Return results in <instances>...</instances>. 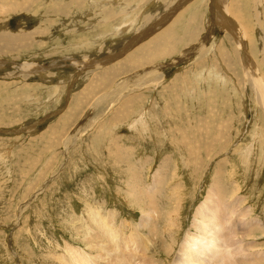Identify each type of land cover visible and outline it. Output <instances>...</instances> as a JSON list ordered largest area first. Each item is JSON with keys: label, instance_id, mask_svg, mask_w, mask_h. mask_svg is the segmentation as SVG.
Here are the masks:
<instances>
[{"label": "rangeland", "instance_id": "obj_1", "mask_svg": "<svg viewBox=\"0 0 264 264\" xmlns=\"http://www.w3.org/2000/svg\"><path fill=\"white\" fill-rule=\"evenodd\" d=\"M183 1L0 0V264H71L89 208L117 227L154 216L159 264L189 242L202 258L222 249L264 264V101L244 48L210 24L215 0ZM229 14L250 29L245 51L264 77V0H235ZM152 40L149 64L129 63ZM217 185L238 201L226 249L193 227L219 232L208 225ZM201 203L212 208L198 218Z\"/></svg>", "mask_w": 264, "mask_h": 264}, {"label": "bare ground", "instance_id": "obj_2", "mask_svg": "<svg viewBox=\"0 0 264 264\" xmlns=\"http://www.w3.org/2000/svg\"><path fill=\"white\" fill-rule=\"evenodd\" d=\"M184 1H186V0H184ZM232 3H234V4H232L230 7V5L228 4V2L226 0H215V5H214L215 9L212 8L213 11H211V12H213V13H212V17H210L211 18L210 24H211V26L214 24L212 26L214 29H216L215 25H217L218 27H221L222 29L228 30L230 32V35H232L233 38L236 40L237 46L244 48L243 49L244 55L242 56L243 57L242 63H243L245 76L247 77L250 75L249 77L253 81L257 91L259 92L258 93L259 98L261 99V102L263 103V101H264V90H263L264 77L259 75V73H258L259 71L257 72V68H256L254 62L250 59L249 55L245 51V48L247 49V47H248V46L246 47V42L248 40H250L249 39L250 36L248 34H251L250 33L251 31L245 24H243V23L238 24L236 22V20H234L230 16L229 13H230V10L231 9L233 10V8L235 6V0H233ZM180 8H181V5L178 4L176 7H173V9L171 10V13H168L165 16V18H163L160 22L158 20V23L156 25H154V27H152L153 25H150L152 28L149 29V31L146 33L145 37H147L148 35H154V34L150 33V31L155 30V28H157V27L161 28L162 27L161 25L163 24V22L166 23L168 20H170V18L175 16L177 13V10ZM233 15H235V17H236V13H233ZM233 21H235V22H233ZM150 24H151V22H150ZM213 28L210 27L211 30H213ZM123 31H125V30H123ZM154 33H156V32H154ZM213 33L214 32H212V31L209 33V38H206V41H209L213 37ZM2 35H3V33H2ZM141 35H145V33L141 34ZM141 35H140V37H141ZM174 36H175V34H171V38H173ZM139 39H141V38H139ZM6 41L9 42L10 44H12L13 41H15V40L13 38H11V40L7 39ZM153 41L154 40L150 41V43L147 42L148 44L139 53L135 54V55H139V57L138 58L134 57L131 61H129V63L136 60L135 63L137 64V66H140V67H144V65L149 64L150 57L147 53L151 50ZM174 42H172L170 45L171 49H172V46L175 45ZM136 43L137 42H133V44H136ZM176 46L174 48H176ZM131 47H127L124 49L128 50ZM162 50H168L169 51L170 48L167 47V49L163 48ZM196 51H199L198 48H196V50H194L192 52L186 51L184 54L180 55L179 60L183 61L184 59L192 58L194 56V55H192V53L196 52ZM224 63H226V65H231L230 62H224ZM169 65H171V63ZM123 67H125V66H123ZM164 67L165 66H163L162 64L151 65V66H148V68L145 69L144 71H141L140 74H145L144 76L156 75V74H152V73H159L162 69H164ZM248 72H249V74H248ZM138 76H140V75H138ZM186 86H188V84L185 85V87ZM156 187L152 188L150 193H153V194L156 193V189H158ZM218 187L219 186L217 185V187H215V189L213 188L210 190V194L214 197H217L220 202L218 200H214V203L212 202L214 204V207L219 209V210H217L216 212H213L212 213L213 215H211L209 217L210 222L208 223V225L210 227H213L212 231H214V232L215 231L218 232V228H219L220 229L219 232L218 233H211V229H209L210 232H208V230H206L208 228H205V225L202 224L201 221L198 222L196 220H195L196 222H194V224H193V227H194V231L195 230L200 231V234H202L203 236H207L210 234L209 241L214 242V243L216 242L222 247L225 246V249H226V245L224 243H226V238H227V240H229L228 237H230V234L232 233V231H230V230L228 231L226 228H224V226L226 227L228 225H224L225 223L223 220L225 219V216L228 215L229 216V222H230L232 217L235 216L236 210L238 211V209H237V202L238 201L232 202V203H229V202L226 203L225 199H223L224 197L222 198L223 195L221 193H217ZM151 197H153V196H151ZM208 197H210V196H208ZM200 205H202V203ZM208 205L206 204L207 207H208ZM149 206H151V208H153L151 201L149 203ZM203 206H204V204L201 207H199V209L196 211L195 217H198V218L199 217H201V218L206 217V212H204L202 210L206 206L205 207H203ZM145 208H142V210L144 211ZM151 208H149V209H151ZM208 208H212V207H208ZM90 209L91 208H89L90 214H88V215L90 216V221L92 223L90 225H88L89 226L88 233H86L87 238H85V239H83L84 237L82 238L85 242H87V248H82V247L75 248L74 247L73 254H72V256L70 255L71 256L70 257L71 264H73V263H75V264H159L160 263V262H157V260L154 261L152 256H150V254L153 250L154 244L153 243L150 244V242L148 240L149 239L148 237L152 236V233H153V230L151 228H148V227H150V226H148V224H150V223H148V221H149V217L153 218L154 216H152L149 213L151 216H149V214H148V216L145 215V217H142L141 222L138 225L134 224V223H129L126 225L123 224L122 227H117L116 218H115L116 216H111L112 214H109L110 216H108V217L105 215L101 216L99 213H97V212L95 213L94 210H90ZM207 210H209V209H207ZM150 212H152V211H150ZM209 214H207V215H209ZM151 219H150V221H151ZM88 223H90V222H88ZM259 225H260V223L258 222V224H256V227ZM233 227H235V226H233ZM235 228H237V227H235ZM225 230H227V233L225 232ZM128 231H130L131 234L128 237H126V234ZM142 231L144 233H145V231L147 232V234L145 233L147 238L144 237V234H142ZM228 232L229 233L231 232V233L228 234ZM188 234H190V233H188ZM245 234L246 233L243 232L242 235L244 237H246ZM232 236H234V234H232ZM234 237H236V236H234ZM203 238H205V237H203ZM231 238H233V237H231ZM150 241L152 242V240H150ZM192 241H194V240H192ZM235 242H236V240H235ZM189 243H187V244L189 245ZM201 243H203V241ZM214 243H213V246H215ZM232 244L233 243H231L230 248L231 247L235 248L234 247L235 245L232 246ZM237 244L238 243H236V247H237ZM188 245L183 247V248L186 247V251L184 249V251H185L184 253H182L180 255L178 253L177 256L178 255L179 256L176 257L175 260L173 259L172 262L170 261L169 263L170 264H228V263L229 264H252V262L255 261V260L244 261L243 257L245 258L246 254H243V253H242L243 255L241 254V257H237V255H235L236 253L233 256H231V254L225 255L228 252L224 253V251L222 252V249L220 250L218 248H217L218 250L215 249V251L211 254V258L210 257L208 259L205 257L202 258V256L199 255L196 252V250H192L190 248L191 246H188ZM192 245L195 246L194 243ZM135 247H138V248L135 249ZM196 247H199V246H196ZM172 248H173V246H169L168 250L171 251ZM192 248L194 249V247H192ZM227 248H229V247L227 246ZM227 251H228V249H227ZM233 251H236V250H233ZM170 253H172V252H170Z\"/></svg>", "mask_w": 264, "mask_h": 264}]
</instances>
